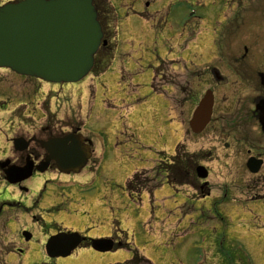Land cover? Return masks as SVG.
<instances>
[{"label":"rangeland","instance_id":"374dc122","mask_svg":"<svg viewBox=\"0 0 264 264\" xmlns=\"http://www.w3.org/2000/svg\"><path fill=\"white\" fill-rule=\"evenodd\" d=\"M100 3H109L113 10L114 22L102 17L110 34L114 23L113 50L83 81L68 85L72 92L66 93L71 100L67 97L61 104H54L49 99L57 93L50 91L49 99L40 102L42 90L47 88V92L52 85L45 87L34 80L25 81L22 76L0 69V106L4 103L8 107L7 110L0 107V143L4 135L15 133L19 134L16 137L34 134L44 140L48 137L47 128L61 133L69 130L67 126L77 125L92 144L94 166L79 175L61 176L62 184L55 191L57 185L49 183L44 192L45 197L58 196L57 203L72 217L74 226L101 227L102 233L130 232L131 237L139 238L140 245L157 264H264V198L247 200L260 198L264 186L257 188L244 180L247 178L234 163V153L223 148L228 140L220 135L218 125L200 136L191 133L188 82L193 88L197 80L183 68L185 65L175 62L190 63L196 49L192 36L198 32L213 34L226 15L233 18L234 11L230 8L237 3L264 6V0ZM251 13L248 17L258 19L262 11ZM105 54L100 53V58ZM161 61L171 62L162 66L156 79L157 91L162 95L152 88ZM217 67H222L219 61ZM26 82L34 83V93L31 88L21 86ZM27 90L28 98L22 94ZM37 102L40 110L35 116ZM18 109L22 117L35 122L26 121L18 127L19 121L13 117ZM244 127L238 129L242 134H260L256 124ZM184 141L189 152L202 154L198 165L210 170L208 186L201 187L203 181L198 180L188 188L174 187L159 173L157 166L163 161V167L169 163L164 156H175L177 146ZM227 153L230 157H226ZM181 167L186 165L181 163ZM139 172H143L142 181L147 189L160 184L162 187L140 195L129 192L127 182ZM55 177L53 174L49 178H34L27 184L35 191ZM6 188L1 182L2 199L6 193H17ZM208 188L212 191L206 196ZM16 212L14 222L23 224L26 217L22 211ZM32 215L43 218L39 210ZM8 230L3 239L6 246L14 238L13 231ZM38 231H42L39 226ZM21 248L23 256L11 254L5 262L3 259L10 250L0 248V264L49 263L42 245L31 243ZM57 264L72 263L61 259Z\"/></svg>","mask_w":264,"mask_h":264},{"label":"flooded vegetation","instance_id":"af4514ba","mask_svg":"<svg viewBox=\"0 0 264 264\" xmlns=\"http://www.w3.org/2000/svg\"><path fill=\"white\" fill-rule=\"evenodd\" d=\"M16 1L19 0H0L2 5ZM248 6L249 9H242V13L237 14L236 18L227 19L226 24L219 31L221 42L218 46L222 50H218L217 53L220 55L222 67H213L206 73H193V80H197L198 87L203 86L205 90L210 88L213 91L215 104L212 124L235 123L238 129L245 124L258 125L261 134H241L239 131H237L239 134L227 131L220 134L228 140L224 144L225 150L234 153V163L245 173V177L247 176V180H244L258 188L264 186V6L253 4ZM236 11L239 12V9ZM248 11L252 13L262 11V13L259 14L258 19L239 17L242 14L246 15ZM226 39L231 42L226 43ZM196 93V90L191 88L192 101L196 99ZM27 139L32 141L29 151L25 154L12 152L6 158L10 161L6 170L12 165L24 166L31 160L36 165L46 161L47 153L38 143L40 137L33 135ZM227 156L230 157L228 153ZM252 159L263 161L261 171L257 174H251L247 170ZM252 163L254 165L256 162ZM53 173H56V180L59 181L61 175L57 172L55 162L51 161L48 172L44 175L37 173L36 176ZM4 177V174H1L0 180ZM48 184L44 189H47ZM56 185L55 189L59 186ZM14 188L20 192L17 199L15 197L2 199L0 196V235H8V228L12 230L14 238L10 246H13L19 254L24 253L21 246L31 243L45 246L47 240L61 235H63L61 239H65L62 244L66 247L67 235L76 232L80 234L78 238L80 243L74 252L78 255L74 264H104L105 258L112 260L108 261L109 264H147L145 250L140 247L139 239L129 237L124 232L104 234L92 229L70 230L72 228L65 226V212L60 207L61 203H57L56 194L49 195L45 199L43 194H39L38 198L32 201L27 195L26 190L29 189L25 184ZM36 209L43 210L47 213V217L37 218L32 215ZM16 211H22L26 217L23 224L18 225L14 222L13 215L17 213ZM40 221L42 225H39ZM38 226L42 231H38ZM28 239L30 240L27 241ZM96 239L105 240L97 244V249L94 248ZM104 248H110V251L102 253L101 250ZM57 260L61 259L49 258L48 264H57Z\"/></svg>","mask_w":264,"mask_h":264},{"label":"water","instance_id":"95a60500","mask_svg":"<svg viewBox=\"0 0 264 264\" xmlns=\"http://www.w3.org/2000/svg\"><path fill=\"white\" fill-rule=\"evenodd\" d=\"M93 0H25L0 8V67L51 83H76L92 69L94 56L103 39ZM191 123L199 133L208 123L212 99L206 96ZM69 142L70 145H69ZM17 151H25L29 143L14 141ZM46 149L66 173L80 172L90 157L82 137H65L50 141ZM48 167H39L45 171ZM33 165L21 171L22 179L9 177L11 183L32 175ZM198 175L206 178L205 169Z\"/></svg>","mask_w":264,"mask_h":264},{"label":"trees","instance_id":"16d2710c","mask_svg":"<svg viewBox=\"0 0 264 264\" xmlns=\"http://www.w3.org/2000/svg\"><path fill=\"white\" fill-rule=\"evenodd\" d=\"M186 158H188V157H186ZM135 181H136V179H135ZM135 181L134 182H132L129 186H130V188H132L133 187V184L135 183ZM175 182H180V180H175Z\"/></svg>","mask_w":264,"mask_h":264}]
</instances>
